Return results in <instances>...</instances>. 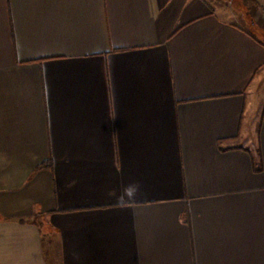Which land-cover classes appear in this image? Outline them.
<instances>
[{"label": "crops", "instance_id": "crops-1", "mask_svg": "<svg viewBox=\"0 0 264 264\" xmlns=\"http://www.w3.org/2000/svg\"><path fill=\"white\" fill-rule=\"evenodd\" d=\"M0 264H264V0H0Z\"/></svg>", "mask_w": 264, "mask_h": 264}, {"label": "rangeland", "instance_id": "rangeland-1", "mask_svg": "<svg viewBox=\"0 0 264 264\" xmlns=\"http://www.w3.org/2000/svg\"><path fill=\"white\" fill-rule=\"evenodd\" d=\"M217 1L222 2V1H227V0H217ZM228 1H230L231 4H232V3H235V4H239V5H241V4L244 3V0H228Z\"/></svg>", "mask_w": 264, "mask_h": 264}]
</instances>
